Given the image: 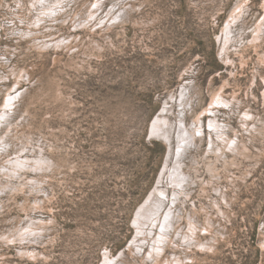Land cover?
Segmentation results:
<instances>
[{
    "label": "rangeland",
    "instance_id": "obj_1",
    "mask_svg": "<svg viewBox=\"0 0 264 264\" xmlns=\"http://www.w3.org/2000/svg\"><path fill=\"white\" fill-rule=\"evenodd\" d=\"M263 4L0 0V264H264Z\"/></svg>",
    "mask_w": 264,
    "mask_h": 264
},
{
    "label": "bare ground",
    "instance_id": "obj_2",
    "mask_svg": "<svg viewBox=\"0 0 264 264\" xmlns=\"http://www.w3.org/2000/svg\"><path fill=\"white\" fill-rule=\"evenodd\" d=\"M264 5V4H263ZM240 9V6L238 7V10ZM234 14H235V11H234ZM236 14H238V13H236ZM240 15V14H239ZM235 20V19H234ZM231 22V21H230ZM231 24V23H230ZM226 26H229V28H230V25H229V22H228V24L226 25ZM259 26H260V24H259ZM258 27V26H257ZM256 27V29H258ZM228 28V27H227ZM228 28V29H229ZM230 30V29H229ZM259 30V29H258ZM257 30V31H258ZM256 31V30H255ZM256 31V32H257ZM228 32V31H227ZM256 34V33H255ZM254 34V35H255ZM258 35H260V34H258ZM255 37V36H254ZM230 38V37H229ZM252 39H254L253 37H252ZM228 40H230V39H228ZM225 41V40H224ZM264 92V91H263ZM15 96L16 95H13L12 93H9V94H7V96H6V99H5V102H4V104H2V106H1V108H0V118H5V116H6V114H7V109H9L11 106H12V103H13V99L15 98ZM218 96V95H217ZM217 96H215V100H217V98L219 97H217ZM213 97H214V95H213ZM214 101V100H213ZM218 101H219V98H218ZM217 101V102H218ZM211 102V101H210ZM214 103H216V102H214ZM219 103V102H218ZM209 104H212L213 105V103H209ZM214 105H216V104H214ZM214 107V106H213ZM206 108V107H205ZM208 108V107H207ZM210 108V107H209ZM7 110V111H6ZM208 110V109H207ZM204 112V111H203ZM205 113H207V112H205ZM201 114H202V112H201ZM204 114V113H203ZM200 116V115H199ZM196 118H198V117H196ZM198 120V119H197ZM196 120V122L198 123V121ZM214 119H210V121H213ZM1 122V121H0ZM196 123V124H197ZM213 130V129H212ZM214 131V130H213ZM217 131H218V128H217ZM162 135H164V136H166V138L168 137V134L164 131V132H162ZM192 136H193V134H192V132H190V131H188V130H185L184 132H179V144H181L180 146H178V151H180V150H182L183 149V146L186 144V143H188L190 140H191V138H192ZM16 158V157H15ZM28 159V158H27ZM177 165H178V162H176V166H175V168H174V173H173V175H174V179H171L170 180V182L172 183V184H178L179 183V178H178V180L175 178L176 177V173H175V171L177 170ZM177 172H180V171H177ZM181 173V172H180ZM182 173H183V171H182ZM185 175V174H184ZM183 176V175H182ZM181 176V177H182ZM171 177V176H170ZM163 183V182H162ZM183 185V184H182ZM174 186V185H173ZM174 187H176V185L174 186ZM176 188H178V187H176ZM181 188H182V186H181ZM155 189V188H154ZM156 190H157V193L160 195V196H158V197H153L152 196V194L146 199V201L138 208V210L136 211V213H135V217H134V223L136 224V225H138V226H142V225H144L145 224V221L144 220H151L152 218H153V216L158 212V210L160 209V206H161V204L163 203L162 201L163 200H161L159 197H161V196H164L165 194H166V192H167V189L165 188V189H163V187L161 188L160 187V189H159V186H158V188H156ZM174 192V191H173ZM172 192V193H173ZM154 195V194H153ZM152 196V197H151ZM169 197V196H168ZM151 199V200H150ZM175 199V198H174ZM169 209V208H168ZM161 218V217H160ZM159 218V219H160ZM144 219V220H143ZM156 221V219H153L152 220V222H155ZM190 222V224H194V222L193 223H191V221H189ZM160 223V222H159ZM189 224V225H190ZM171 225H169V227H170ZM165 227H166V224H165ZM149 228V227H148ZM153 228V227H152ZM151 228V229H152ZM137 230H140L139 229V227H137ZM143 230V229H142ZM160 232V231H159ZM162 236V235H161ZM145 238V237H144ZM158 239H161V237L160 238H158ZM187 240V239H186ZM157 242V241H156ZM162 242V241H161ZM160 242H158V243H156V244H159ZM155 244V245H156ZM157 246V245H156ZM155 246V247H156ZM139 247V246H138ZM152 247H153V245H152ZM153 251H154V249H153ZM161 251V250H160ZM156 252H158V251H156ZM106 255H104V257H105ZM109 260H110V258H106L105 259V262H109ZM168 264V263H167Z\"/></svg>",
    "mask_w": 264,
    "mask_h": 264
}]
</instances>
